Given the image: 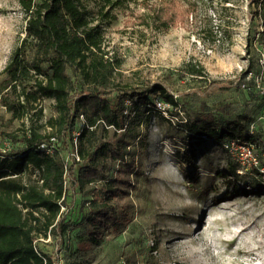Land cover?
I'll return each instance as SVG.
<instances>
[{
    "label": "rangeland",
    "instance_id": "374dc122",
    "mask_svg": "<svg viewBox=\"0 0 264 264\" xmlns=\"http://www.w3.org/2000/svg\"><path fill=\"white\" fill-rule=\"evenodd\" d=\"M161 1L80 0L90 24L102 32L97 56L102 54L110 64L103 83L114 90L110 97L119 89L161 83L176 102L149 91L148 120L136 132L146 138L147 146H129L135 160L132 171L118 173V161L100 159L112 179L120 176L126 182H113V187L123 189L113 200L119 220L103 229L97 240L90 239L85 217L104 182L80 191L66 177L59 217L65 229L60 232L54 226L37 236L44 240L34 241L51 264H264V172L244 170L216 141L191 139L187 130L202 112L220 119L237 117L249 122V130L264 147L261 6L232 0L224 14L230 40L214 41L191 18L157 29L151 12ZM26 20L19 0H0V71L25 36ZM214 30L220 36V30ZM31 50L27 45L28 55ZM187 64L201 65L205 74L185 73ZM68 72L75 76L73 69ZM213 83L222 88L206 97L203 91ZM75 85L77 90L83 87L79 81ZM56 115L54 100L40 98L24 121L27 127L56 133L57 158L68 167L74 145L47 126ZM0 116L9 117L1 105ZM13 129L22 136L21 127ZM102 133L115 141L122 132L107 127ZM21 146V141L0 135V152ZM256 153L264 165L260 147Z\"/></svg>",
    "mask_w": 264,
    "mask_h": 264
},
{
    "label": "trees",
    "instance_id": "16d2710c",
    "mask_svg": "<svg viewBox=\"0 0 264 264\" xmlns=\"http://www.w3.org/2000/svg\"><path fill=\"white\" fill-rule=\"evenodd\" d=\"M232 2L162 0L153 7L151 18L159 30L191 18L214 41L225 37L230 40L224 14ZM19 3L27 17L25 36L0 71V105L9 113L7 118L0 116L4 127L0 126V135L12 142H22L19 148L0 152V264H51L49 256L35 249L34 241L54 226L64 231L59 217L66 177L80 191L98 181L104 182L99 197L90 200V212L85 217L90 239L97 240L103 229L115 226L119 220L113 200L123 189L113 187V182H126L120 176L112 179L100 159L118 161V173L132 171L135 160L129 146H147L146 138L136 132L148 120L149 91H158L168 103L176 101L161 83L119 89L110 97L114 90H107L103 84L110 64L102 54L97 56L102 50V32L98 25L90 24L80 0ZM247 3L260 4L264 25V0ZM219 11V22L214 24L215 12ZM27 45H31V55L26 52ZM186 68L185 73L192 76L205 74L201 65L187 64ZM68 69H73L74 77ZM76 81L83 86L79 90ZM221 88L213 83L203 93L209 97ZM40 98L53 99L57 112L48 119L47 126L74 145L75 156L68 167L57 158L56 146L52 155L38 149L41 142L56 133L46 134L38 126H26L24 117L36 109ZM35 114L40 115L41 109L35 110ZM15 126L21 127L22 136L18 137ZM107 127L121 130L120 137L115 141L104 138L102 131ZM187 130L191 139H211L221 144L240 138L264 151L249 130V122L237 117L220 119L211 112H202L187 125ZM132 134L133 139L138 138L136 141L129 137ZM33 173L37 174L35 179L31 177Z\"/></svg>",
    "mask_w": 264,
    "mask_h": 264
},
{
    "label": "built area",
    "instance_id": "2783aa9c",
    "mask_svg": "<svg viewBox=\"0 0 264 264\" xmlns=\"http://www.w3.org/2000/svg\"><path fill=\"white\" fill-rule=\"evenodd\" d=\"M157 108L161 109V102L157 103ZM77 134H78L77 132L73 134L74 139H75V135ZM54 141L55 138L50 137L48 140L41 142L38 145V149L40 151L45 152L46 154L52 155L55 150ZM220 146L225 152L229 154V156L235 159L244 170L255 168L258 169L260 173L264 172V165H260V157L256 153V149H258V147L255 143L240 138H233L221 142ZM73 155L75 156V152L73 153ZM261 157H264V151L261 154ZM36 239L39 238L36 237L35 241ZM39 240H44V239L40 238ZM35 249L37 248L35 247Z\"/></svg>",
    "mask_w": 264,
    "mask_h": 264
}]
</instances>
